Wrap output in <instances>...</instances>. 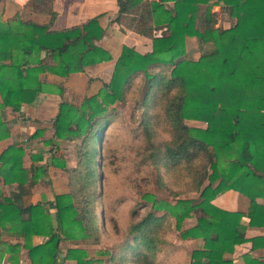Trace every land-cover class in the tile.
Returning <instances> with one entry per match:
<instances>
[{
	"label": "trees",
	"instance_id": "trees-1",
	"mask_svg": "<svg viewBox=\"0 0 264 264\" xmlns=\"http://www.w3.org/2000/svg\"><path fill=\"white\" fill-rule=\"evenodd\" d=\"M115 2L117 12L111 22L121 32L129 30L149 38L150 50L141 53L123 44L108 81H102L95 94L84 96L79 104L58 103L52 136L67 143L79 142L74 145V166L67 168L63 160L51 158L53 167L67 172L69 190L54 196L53 230L44 227L43 205L47 203L24 205L22 201L28 193L23 187L27 171L21 167L22 149L9 145L0 152V177L4 184L16 182L18 188L11 197H0V228L22 237L31 264H53L62 238L89 237L99 243L95 203L101 176L96 158L101 135L117 115L107 106L123 101L130 83L138 77L143 94L135 104L140 112L135 132L141 135V143L129 149L135 152V164L154 169L155 184L173 199L157 200L143 192L131 214L138 208H144V213L128 222L103 262L156 264L157 253L169 246L167 235L174 231L183 241H201L199 247L189 250L187 264H264L249 255L241 263L225 257L247 240L240 223L242 213L222 210L210 202L225 190H236L250 200L248 224L264 222V206L254 201L255 196H264L259 192L264 190V0ZM166 2H172L170 9ZM214 4L227 11L226 28L215 27ZM32 6L50 15L48 23L19 17L0 21V107L13 111L40 91L39 72L65 77L112 59L95 43L105 32L96 16L79 25L49 30L55 15L50 0H33ZM158 30H162L160 35L153 36ZM187 36L198 47L196 59L186 55ZM187 120L205 123V127L188 126ZM7 136L8 129L0 119V140ZM36 168L35 174L43 172L42 167ZM34 179L32 174L31 182ZM192 193L196 196L179 197ZM188 219L192 222L184 226ZM35 233L46 239L32 246L29 239ZM250 242L252 248L264 244V236ZM17 248V244L10 247L12 251ZM101 252L107 254V249ZM65 258L73 259L74 264H93L81 248L67 249Z\"/></svg>",
	"mask_w": 264,
	"mask_h": 264
},
{
	"label": "crops",
	"instance_id": "crops-1",
	"mask_svg": "<svg viewBox=\"0 0 264 264\" xmlns=\"http://www.w3.org/2000/svg\"><path fill=\"white\" fill-rule=\"evenodd\" d=\"M32 1L0 0V21L19 17L22 21H31L36 24L48 23L50 15L34 10ZM164 5L170 9L172 2H166ZM50 7L55 15L49 30H62L79 25L86 19L96 16L99 25L104 28L105 32L95 43L106 49L112 58L110 61L86 66L83 71L69 73L65 77L48 71L39 72L36 75V81L40 84L41 89L31 102L20 103L16 111L11 110L8 106L0 107V119L8 129V136L0 140V152L9 145H15L22 149L21 167L27 171V181L23 187L28 191L22 196V201L24 205H33L38 202L47 203L43 205V214L47 216V219H44L46 221L44 227L53 230L56 226L54 196L69 191L66 184L67 174L62 169L50 164L52 157L58 158L55 151H59V148L61 153L64 150V145L67 144V142L52 136L51 122L56 114L58 103L67 100L73 104H79L84 96L95 94L101 87L102 81H108L113 62L119 55L123 44L144 53L150 50L151 41L149 38L140 37L129 30L121 32L119 26L111 22L117 12L115 0H50ZM215 8L225 11L220 5L214 4L211 7L213 16ZM221 15L226 16V18L223 17L224 24H220L221 20L214 16L215 27L226 28L229 24L228 14L221 13ZM161 31H154L152 35L159 36ZM187 38L193 39L185 37V39ZM128 41L130 42L128 43ZM40 56L43 57V52L40 53ZM47 61L48 59H45V62ZM188 121L195 120L185 121L188 126H191L187 123ZM194 127L204 128L205 123L201 122L199 126ZM56 146H58L57 149L54 148ZM36 167H42L43 172L35 174ZM32 174L35 177L33 182L30 180ZM17 189L16 182L4 184L0 177V197H11V192H17ZM259 192H264V190L259 189ZM254 201L258 205L264 206L263 195L255 196ZM210 202L222 210L242 213L240 223L245 227L244 237L247 240L235 245L233 251L225 254V257L230 258L233 263H241L244 255L264 261V244L252 248L250 242L251 238L264 236V222L261 223V220H257L258 222L256 221L253 225L248 224L249 219L246 213L249 209V198L236 190L228 189L217 194ZM22 217L26 218V215L24 214ZM45 239L46 235L35 233L30 236L29 244L32 246L40 244ZM14 244H17L18 248L12 251L10 247ZM74 247L83 249L78 239H60L53 264H74L73 259L65 258L67 249H74ZM0 264H31L27 250L22 246V237H18L16 232L9 231L7 228H0Z\"/></svg>",
	"mask_w": 264,
	"mask_h": 264
},
{
	"label": "rangeland",
	"instance_id": "rangeland-1",
	"mask_svg": "<svg viewBox=\"0 0 264 264\" xmlns=\"http://www.w3.org/2000/svg\"><path fill=\"white\" fill-rule=\"evenodd\" d=\"M213 11L214 16L221 20L219 23L224 24L223 17L226 16H222L221 13L226 15L227 11H219L216 8ZM207 48L209 46L205 49ZM185 52L190 58H197L199 50L193 39H185ZM142 94L143 86L136 77L125 92L123 101L117 100L107 106L108 111L117 115L101 135L99 155L96 158L99 165L97 174L101 176L100 185H96L99 197L95 203L100 241L94 243L89 237L79 240L88 257L93 259V264H105L103 260L108 257L109 247L120 240L122 230L128 222L138 219L144 213V208H138L134 214H131V208L141 201L140 196L143 192L152 194L157 200L172 201L173 199L166 190L155 184L154 169L146 164H135L133 160L135 152L129 149L131 145L138 146L141 143V135L135 132L140 120V112L135 109V104L140 102ZM187 123L191 126L201 124L197 121ZM78 142L79 140H75L67 143L61 153L58 146L55 147L59 150L55 151V155L65 161L67 168L74 166L77 161L74 145ZM63 172L67 174L64 170ZM179 197L191 198L195 197V193L182 194ZM194 214L198 216L200 213L197 210ZM191 222L192 219L186 220L184 226ZM167 240L169 246H165L157 253L156 264H187L189 250L201 245L200 240L179 239L174 231L167 235ZM104 249H107V254L101 252Z\"/></svg>",
	"mask_w": 264,
	"mask_h": 264
}]
</instances>
